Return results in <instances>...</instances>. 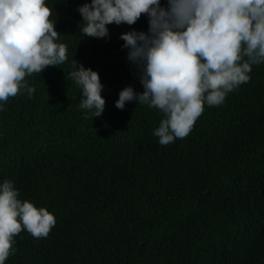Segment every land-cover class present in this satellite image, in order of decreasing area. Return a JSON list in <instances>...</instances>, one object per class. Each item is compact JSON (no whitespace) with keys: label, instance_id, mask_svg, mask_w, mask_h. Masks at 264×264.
<instances>
[{"label":"trees","instance_id":"trees-1","mask_svg":"<svg viewBox=\"0 0 264 264\" xmlns=\"http://www.w3.org/2000/svg\"><path fill=\"white\" fill-rule=\"evenodd\" d=\"M45 2L68 61L26 76L31 98L0 102V183L56 225L15 236L5 264H264V63L186 138L161 145L159 110L115 107L125 87L143 92L120 37L148 32V17L82 37L77 9L91 0ZM73 59L99 73L102 117L84 118Z\"/></svg>","mask_w":264,"mask_h":264},{"label":"clouds","instance_id":"clouds-1","mask_svg":"<svg viewBox=\"0 0 264 264\" xmlns=\"http://www.w3.org/2000/svg\"><path fill=\"white\" fill-rule=\"evenodd\" d=\"M77 11L82 37L97 39L109 37V25L132 26L148 17V32L120 37L143 92L125 87L115 107L124 110L135 101L159 110L163 118L153 135L161 145L186 138L206 105L223 104L250 81L253 66L264 63V0H91ZM52 14L45 0H0V102L22 91L31 98L35 88L26 76L68 61ZM69 78L81 89L84 118L102 117L99 73L73 59ZM19 196L11 180L0 183V264L22 231L46 238L56 225L46 208Z\"/></svg>","mask_w":264,"mask_h":264}]
</instances>
